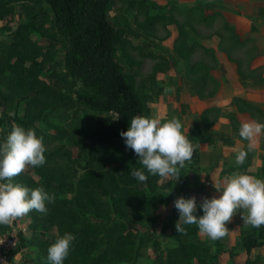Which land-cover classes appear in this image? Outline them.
I'll return each instance as SVG.
<instances>
[{"label":"rangeland","instance_id":"374dc122","mask_svg":"<svg viewBox=\"0 0 264 264\" xmlns=\"http://www.w3.org/2000/svg\"><path fill=\"white\" fill-rule=\"evenodd\" d=\"M108 18L115 28L122 30L116 59L123 65L135 93L149 108L148 117L162 120L177 117L185 135L193 131L192 120L197 117L190 110L191 89H201L198 94L214 101L213 96L219 86L214 78L217 72V57H222L220 59L228 65L237 59H247L245 46L231 43V33L226 28L228 23L223 12L217 10L215 5L204 4L201 0H111ZM50 21L51 15L43 0H18L12 4L11 16L0 19V48L13 40L11 32L18 25L33 24L36 27L28 36L36 60L45 64L38 74L39 82L42 83L54 81L53 68L46 63L61 57V37L52 28ZM217 39L219 42L216 44ZM207 72L211 78L202 79V87L197 88L199 83H194ZM213 80L215 82H211ZM166 87L172 91L165 93ZM1 89L3 86L0 84ZM199 106L200 101H197V107ZM7 111L11 116L22 118L25 113L24 98L17 96ZM92 115H95L92 111L53 108L49 103L35 107L27 104V118L33 119V124L27 126V129L35 130L37 136L43 138L46 163L39 167L29 166L14 178V182L29 188L43 187L47 190L46 183L54 184L55 177L63 173L65 182H72L74 186L82 174L79 164L75 167V164L66 162L65 157L49 154L60 147L61 152L68 150L71 151L72 157H77L79 147L85 141V132L78 126L77 121ZM103 116L114 118L113 114ZM211 117H216L215 112L209 115L208 123ZM2 119L0 107V128L10 132L15 124L9 125L7 118L6 121ZM206 127L207 131L211 129L208 124H203L202 130ZM61 132H64L66 137L57 140ZM187 163L181 169L179 180L160 178L157 181V189L153 194L156 201L151 206L152 214L149 218H142L141 213L140 217H137L124 202L113 205L117 195L109 193L108 186L106 189L101 187L105 191L103 193L94 186L89 187L86 194L63 191L59 198L71 201L82 216L91 221L89 228L100 227L105 220L109 223L111 220L122 221L127 229H132L141 238V255L131 260L109 256V264H178L177 252L172 249L188 241L193 245L186 234L177 233L175 224L179 216L176 218L172 215L174 201L181 196ZM113 165L109 164L108 167L112 168ZM46 207V213L33 210L12 225L11 229L18 235L20 232L24 238L12 264H50L47 259L49 244L45 237L56 236L58 232L55 226H43V218L48 213V202ZM183 227L188 229L195 226ZM196 237L200 239L198 231ZM206 240L212 248L213 240ZM211 251L212 255L216 252ZM202 260L207 264L213 261V257L204 255ZM192 261L193 264H198L196 258Z\"/></svg>","mask_w":264,"mask_h":264},{"label":"trees","instance_id":"16d2710c","mask_svg":"<svg viewBox=\"0 0 264 264\" xmlns=\"http://www.w3.org/2000/svg\"><path fill=\"white\" fill-rule=\"evenodd\" d=\"M18 0H0V19L11 16L12 4ZM51 15V26L61 37L60 59L46 63L52 67L54 75L52 83L39 82L38 74L45 64L37 61L31 49L29 34L36 30L33 24H20L11 32L13 40L0 48V107L3 121L8 119L9 125L15 124L27 129L33 119L27 118V104L30 107L49 103L52 107H62L65 110L92 111L95 115L78 119L82 127L84 143L80 145L77 157H72L71 151L55 148L49 156L65 157L69 164H79L82 174L77 183L65 182L63 173L55 177L54 184L46 183L49 194H55V202L48 203V213L43 220V226H55L58 235L71 233L75 236L70 247V253L63 264H109V256L121 260H131L142 254L143 241L132 229H127L122 221L108 220L100 227L89 228L91 221L83 217L71 201L59 198L61 192L76 191L86 194L93 186L102 193L107 186L109 193L116 194L113 205L124 202L137 217L149 218L152 205L156 201L153 195L157 189L159 176H153L143 169L137 161L138 156L126 147L122 131L130 127L133 116H149V108L145 105L130 85L123 65L116 59L117 44L122 36V30L115 28L108 18V7L111 0H43ZM191 11V9H189ZM231 33V43L243 44L238 39L233 27H226ZM241 60L236 63L240 66ZM28 63V64H27ZM58 68V69H56ZM204 77V78H203ZM194 84L202 87V79L211 78L207 72ZM204 80V81H205ZM199 81V82H198ZM211 82H215L214 80ZM194 86V87H196ZM201 90V89H200ZM198 89L191 93L198 94ZM24 98L25 113L22 118L9 115L7 111L11 102L17 97ZM204 110L192 123L193 131L188 137L207 132L202 130L203 124H208V113ZM103 114H113L114 118ZM118 118V119H117ZM10 132L0 128V143H3ZM58 139L66 137L61 132ZM246 150V147H245ZM109 164H114L109 168ZM75 167L73 170H75ZM73 168V167H72ZM140 169L148 177L140 182L131 175L132 170ZM102 183V184H101ZM106 183V185H105ZM103 185V186H102ZM105 185V186H104ZM107 192L104 194L106 195ZM164 203L166 201H163ZM199 213V214H198ZM197 216L201 212L197 210ZM172 215L177 218L178 210L172 206ZM16 223V221L14 222ZM186 229V236L192 240L182 243L172 251L177 252L178 264H204L202 257H213L217 264V247L211 254L208 240L197 239L198 227ZM11 226L0 225V234L7 232ZM56 236L45 237L49 246L55 242ZM264 226L249 227L241 231V244L249 253L251 248L262 244ZM199 240V241H198ZM24 241L19 232V244ZM215 246L219 240L213 241ZM18 246L10 251L13 258L20 250ZM200 250L198 251V248ZM256 259L247 258L244 264H258Z\"/></svg>","mask_w":264,"mask_h":264},{"label":"clouds","instance_id":"9594fccd","mask_svg":"<svg viewBox=\"0 0 264 264\" xmlns=\"http://www.w3.org/2000/svg\"><path fill=\"white\" fill-rule=\"evenodd\" d=\"M170 91V88L164 89L165 93ZM181 129L182 124L177 117L162 120L136 115L131 118L127 131H122L120 135L149 174L177 181L181 169L192 160L195 150ZM262 133L264 124L258 121L241 123L239 136L248 143L246 150L244 147L235 149L237 165H243L248 153L255 150L257 137ZM45 151L43 138L38 137L35 130H26L19 125H13L6 140L0 143V225L11 226L33 210L46 213V202H55V194H49L43 187L29 188L14 182V178L29 166L44 165ZM131 175L140 182L148 178L140 169L132 170ZM215 188L220 195L202 200L200 208L203 215L200 216L195 214V197H179L174 201V207L179 212L175 224L177 233L187 234L183 225H196L207 238L213 241L222 239L229 230L227 223L237 212L241 213L244 225L254 228L264 226V179L236 171L225 176ZM74 240L75 236L71 233L56 235L55 242L47 250L50 264H63Z\"/></svg>","mask_w":264,"mask_h":264},{"label":"crops","instance_id":"0c3cea01","mask_svg":"<svg viewBox=\"0 0 264 264\" xmlns=\"http://www.w3.org/2000/svg\"><path fill=\"white\" fill-rule=\"evenodd\" d=\"M201 2L213 4L223 12L238 39L244 41L241 45L247 49V59L241 61L240 66L236 62L225 64L222 57H217L214 78L219 86L214 93V101L193 93L190 96V110L195 116L212 108L216 115L214 119L210 118L209 131L191 137L186 135L195 150L192 160L184 169L185 179L180 197H195L197 209L203 215L200 208L202 200L220 195L215 186H219L225 176L239 171L264 179V133L257 137L255 150L248 153L244 164L235 163V149L245 148L248 143L239 136L241 123L255 120L264 124V0ZM197 101L201 106L197 107ZM212 112L208 113V117ZM226 227L229 230L225 237L219 239L220 245L215 246L212 242L211 250L218 248L217 264H244L247 258L264 264V238L262 244L251 248L249 253L241 244V231L250 226L243 224L240 212L233 216ZM198 234L201 240L207 239L199 231Z\"/></svg>","mask_w":264,"mask_h":264},{"label":"built area","instance_id":"2783aa9c","mask_svg":"<svg viewBox=\"0 0 264 264\" xmlns=\"http://www.w3.org/2000/svg\"><path fill=\"white\" fill-rule=\"evenodd\" d=\"M11 227L7 232L0 234V264H12L13 258L8 255L19 244V235Z\"/></svg>","mask_w":264,"mask_h":264}]
</instances>
